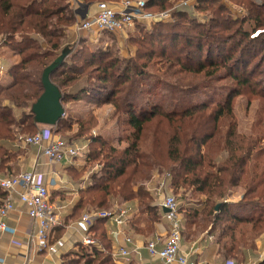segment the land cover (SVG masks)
Returning <instances> with one entry per match:
<instances>
[{
    "label": "trees",
    "instance_id": "16d2710c",
    "mask_svg": "<svg viewBox=\"0 0 264 264\" xmlns=\"http://www.w3.org/2000/svg\"><path fill=\"white\" fill-rule=\"evenodd\" d=\"M181 1L149 0L145 10L162 12ZM231 1L238 2L249 15L233 18L232 9L222 0H197L195 9L209 17L208 22L201 23L190 16L189 8L180 7L175 22H152L149 28L135 24L137 30L130 34L129 43L137 48V54L129 57L119 48V52L86 50L84 41L71 47L67 33L77 17L70 0H0L1 44L18 56L9 67L12 83L0 85V168L15 158L9 143H18L25 133L39 132L32 106L44 92V71L67 51L50 75L63 94L65 116L56 127H45L63 138L62 131L73 128L72 118L66 116L67 105L111 106L110 118L121 130L119 142L125 144L115 147L105 136L92 134L98 125L94 114L77 121L78 141L87 146V161L100 168L80 190L70 219L93 215L89 233L108 251L110 242L103 228L106 219L98 213H115L116 208L135 203L137 214L129 218L130 227L137 230L145 216L146 222H158V198L149 187L163 176L166 188L176 195L184 193L179 213L185 221L197 220L221 232L220 248L225 257L237 259L244 250L254 249L264 234V118L255 116L245 133L235 106L237 98L247 96L249 104L259 99L264 111V2ZM158 60L166 63L157 68V74L174 78L189 73L204 82L190 91V98L185 96L188 92L170 90L172 96L153 102L149 97H154L162 84L161 77L144 74L140 68ZM217 77L231 79L234 84L226 90V98L211 105L218 92L207 82L212 84ZM199 92L206 100L198 98ZM71 175L81 176L82 172ZM239 188L242 200L224 202ZM188 193L191 197L186 202ZM5 199L6 193L0 189V206ZM189 200L201 208L190 207ZM131 210L130 216L135 211ZM101 250L80 246L64 255L61 264H113L111 255Z\"/></svg>",
    "mask_w": 264,
    "mask_h": 264
},
{
    "label": "crops",
    "instance_id": "0c3cea01",
    "mask_svg": "<svg viewBox=\"0 0 264 264\" xmlns=\"http://www.w3.org/2000/svg\"><path fill=\"white\" fill-rule=\"evenodd\" d=\"M134 28L135 26L130 30H134ZM88 34L97 35L98 33L83 32L78 34L72 29V32H69V35L67 33V43L69 45H77L82 38H87ZM2 64L5 63L2 61ZM6 66V69L9 70L10 66ZM12 81V76L7 73L3 79V83L5 82V84L2 83V85L7 86L12 83ZM76 104L83 103L78 102L69 104L68 106L72 107ZM107 107L102 109H96L97 107H94L93 111L99 115V112H103ZM107 109L108 111L110 110V108ZM104 112H107V110ZM97 119L98 121L100 120L98 116ZM107 120L111 121V118L109 117ZM39 130L45 132L49 129L45 126H39ZM75 145L80 146L83 144L76 143ZM7 146L9 152H11L15 158L10 162H7V165H5L3 169L0 168V179L21 172H29L36 167L38 173L41 174V179L49 188L51 201L53 203L56 202L54 204L63 207L61 214L65 224L63 227L55 229L51 234L50 242L52 243L56 240L63 239L65 242V248L62 249L58 255L51 256L38 246L36 238H32L36 231V223L28 216L27 208L20 203L18 198L20 190L17 189L15 192L9 194L14 199L15 206L7 218L9 226L15 229L17 233L15 235L0 234V264H61L64 255L76 252L80 246H83L81 244L83 235L77 225L80 219H70L69 216L72 208L80 198V190L85 189L88 183L91 182L89 178L85 179L84 182L77 181V176L75 177V175L71 174H77L83 171L86 166L79 158H74L68 163L62 162L50 165L48 164L47 159L42 156L38 147H25L18 145V143H9ZM84 147H86V145H84ZM86 156L87 148L85 149L82 158ZM7 166L11 169H7ZM52 179L56 180L55 186L50 185ZM157 184L156 186L151 187L148 185V187L157 196V205L159 206L161 196L156 193ZM237 190H240V188L231 191L224 202L233 204L242 200L243 191L239 192ZM166 192H168V190H166ZM9 195L6 193V199ZM62 197H69L68 202L65 204L59 202V199ZM188 204L192 208H201V205L195 203L193 200H190ZM120 207L127 211L128 209L131 210L133 208L135 210L133 213H135V215L137 214L135 203H128ZM157 215L159 216V221L156 223H151L150 221L146 222L145 218L147 217H143L142 220L139 221L137 230L130 227L127 223L129 219L123 226H118L113 220L106 219L103 223V228L106 233V238L110 242V249L106 251L99 241H97L99 245L98 247L101 248V251L106 253V255H111L113 264H165L158 257L151 256L147 249V244L150 241L159 238L161 242H164L169 234V223L166 221L164 217L165 213L160 206L157 208ZM180 215L182 217L181 219H183L181 249L183 253H186L189 256L191 261L200 262L202 264H260L264 259V234L256 240L254 249H246L242 252L240 258L231 259L230 257H225L221 252L219 241L221 232L219 230H212L209 227L206 228L204 223L197 220L187 222L185 221L184 214L180 213ZM132 217L133 214H131L130 218ZM127 237L132 238L133 242L131 244L126 243ZM162 244L163 243L159 244L157 248L161 249L163 246ZM124 247L127 248L130 253L128 256L120 255L119 250Z\"/></svg>",
    "mask_w": 264,
    "mask_h": 264
},
{
    "label": "built area",
    "instance_id": "2783aa9c",
    "mask_svg": "<svg viewBox=\"0 0 264 264\" xmlns=\"http://www.w3.org/2000/svg\"><path fill=\"white\" fill-rule=\"evenodd\" d=\"M149 0H120L117 4L100 2L97 4L86 3L81 0H70L76 15L74 31L78 34L83 32H97L98 34L109 33L120 38V34L131 29L135 24H150L152 22L172 23L174 14L180 7H187L190 11H196L197 0H184L177 4L174 11H162L148 13L145 10ZM4 68V67H2ZM1 69V68H0ZM4 71L0 70V83L4 79ZM18 145L38 147L48 164L68 163L79 155H83L86 147L71 144L60 136L55 135L50 129L40 131L28 137H21ZM56 180L50 181L55 186ZM0 189L8 195L19 189L18 198L27 208L28 216L36 223V231L33 239L36 238L38 246L49 255H58L65 248L63 239L50 242L51 234L56 228L64 226L62 217L63 207L51 201V194L45 182L41 179L36 167L29 172L0 179ZM156 193L161 196L160 208L167 209L164 217L169 223V234L164 242L159 238L150 241L147 249L151 256L158 257L165 264H202L189 259L186 253L182 252V231L183 223L179 213V203L176 198L168 192L164 182L159 184ZM15 206L14 199L9 195L0 206V234L15 235L17 232L7 222L9 214ZM102 219H111L118 226H123L130 218V214L123 208H116V212H99L97 215ZM93 215L84 214L77 225L83 235L81 244L84 247H98V242L89 233V226L92 223ZM132 238L127 237L126 243L131 244ZM163 243L162 248L158 245ZM120 255L128 256L127 248L119 250Z\"/></svg>",
    "mask_w": 264,
    "mask_h": 264
},
{
    "label": "rangeland",
    "instance_id": "374dc122",
    "mask_svg": "<svg viewBox=\"0 0 264 264\" xmlns=\"http://www.w3.org/2000/svg\"><path fill=\"white\" fill-rule=\"evenodd\" d=\"M255 3L257 4H262L264 2V0H253ZM119 1L116 2H109L107 1V3L109 4H117ZM223 4L227 5V8L232 9V15L234 16L233 18H245L246 16H248V11L243 7L240 6L238 4V2H232L231 0H222ZM178 2H174V4L167 9V11H174L175 7L177 6ZM71 5V3H70ZM71 7L73 8V6L71 5ZM190 11V10H189ZM177 12H175L176 14ZM190 16L192 18H195L197 20H199L201 23H205L209 21V17H207L204 13L201 12H197V11H190ZM176 19H174L175 22ZM76 25V21L73 25H71L68 29V35L69 32H72V29H74V26ZM148 28L150 27L149 24H147ZM244 27L248 28L247 25H245ZM250 28V27H249ZM248 28V29H249ZM137 30L136 27L134 28V30H128L123 32L122 34H120V38H118L117 36H112V35H108V34H97V35H90L88 34L87 38H82L81 41H84V45L83 46L86 50H92V51H98V52H107L109 50H114L115 52L118 51L117 48H119V51L121 50L123 52V54H125L126 56H135L137 54V48L133 47L130 43H129V36L131 33H134V31ZM140 36H138L137 39H139ZM4 41V37L0 36V70H5L4 71V76L9 73V70H7V66H10L12 63H14L15 61H17L18 56L14 55V53L11 52V50L5 46H3L1 43ZM77 45H71V47L73 46L76 48L80 45V42ZM118 46V47H117ZM113 51V52H114ZM118 51V52H119ZM2 61L6 64H2ZM157 62V63H156ZM83 61H77V64H82ZM153 65H149L148 67L145 68H140V70L143 71V73H149L153 75H157L159 77H161V79H159L160 81H162V84L158 85L156 93L154 94V97H149V100L151 101H156V100H160L162 97H169L172 96L171 95V91H177V90H183L184 92H188L187 96L188 98H190V91H195V87H198L199 84H202L204 81L202 80V77H199V75H192L189 73H184V75L181 76H177L174 78L171 77H166L163 76L161 74H157V68L162 69V66L164 65V63H166L163 60H158V61H153L152 62ZM139 64H142L141 62ZM168 64V63H167ZM5 65V66H4ZM156 65H158L157 67H155ZM154 66V67H153ZM4 67V68H2ZM154 68V69H153ZM90 69V67H89ZM159 70V69H158ZM171 72H174V70H172ZM10 74V73H9ZM150 75H145V77H149ZM218 80H215L214 82L208 81V85L213 87V91L218 92L217 96H215V102H212L211 105L215 104L216 101L218 100H222L224 98H226L228 96V94H226V90L228 89L229 86H232V84H234L232 82L231 79H221L222 77H217ZM3 82V80H1ZM5 84V82L3 83ZM0 85H2V83H0ZM3 86V85H2ZM172 86V88L170 87ZM176 88V89H175ZM171 90V91H170ZM200 93V92H199ZM178 95H174V99L177 100ZM198 98H203V100H206V95L201 94L200 96H198ZM236 113L238 115L239 118V123L241 126V130L245 133L249 132L250 130V126L253 122L254 117H258L259 118V114H260V118H264V111H262V108L259 106L260 102L259 99H252L251 103L249 104V100L248 97H243V98H237L236 101ZM84 104V105H83ZM83 104H76L71 106L66 107V116L68 118H72L70 120H72V126L73 128L70 130H66L64 129L61 133V135L63 136L64 140L66 141H71V142H76V143H80L78 141V136H77V132L79 129V125L77 124V121H79L80 119H82L83 117H85L88 114H94L95 117H99V124L96 125L94 127V129L92 130V134H94L95 136H105L109 142L114 145L115 147H123L125 146L124 143H120L119 142V137L122 135L120 128L115 126V120H111L108 121L107 119H109V117L111 116V114L113 113V109L112 107H107L110 108V110L108 111V109H104L107 110V112H99V115L93 111L94 107L89 106L86 103ZM104 108V107H102ZM100 108V109H102ZM98 109V108H96ZM17 116H19L18 113H16ZM69 120V119H68ZM32 133H25L24 137H28L31 136ZM75 143V144H76ZM74 144V143H71ZM80 147H84V145H80ZM76 158L81 159L80 161H83V164L86 166L85 169L82 172L81 176H77V181H81L84 182L85 179L90 180V175L94 172V170H98L100 168L99 165H97V163H90L87 161V157L82 158V155L77 156ZM78 161V160H77ZM164 177H158L156 178V181L154 180L153 184L151 186H156V184L158 182H163ZM159 183V184H160ZM166 190H168L169 193H171L177 200V202L180 204L181 203V197L183 196V191H180L178 195L174 194V192L172 190H169V188L167 187ZM239 192H241L242 190H237ZM152 192V191H151ZM191 195L188 193V195H186V202L188 200V198H190ZM69 197H62L61 199H59V202H61L62 204H65L68 202ZM190 201V200H189ZM56 203V202H54ZM135 215V213H133V216ZM182 218V217H181ZM183 220V219H182Z\"/></svg>",
    "mask_w": 264,
    "mask_h": 264
},
{
    "label": "water",
    "instance_id": "95a60500",
    "mask_svg": "<svg viewBox=\"0 0 264 264\" xmlns=\"http://www.w3.org/2000/svg\"><path fill=\"white\" fill-rule=\"evenodd\" d=\"M67 53V51H64L61 56L44 71L42 77L44 92L32 106L34 122L38 126L56 127L65 116V108L62 104L63 94L59 88L51 82L50 75L63 62ZM163 212L167 213L168 210L163 208Z\"/></svg>",
    "mask_w": 264,
    "mask_h": 264
}]
</instances>
